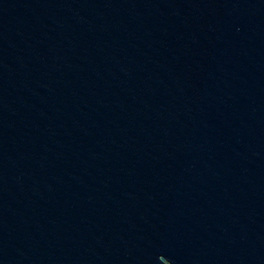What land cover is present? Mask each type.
Listing matches in <instances>:
<instances>
[{
    "label": "water",
    "instance_id": "1",
    "mask_svg": "<svg viewBox=\"0 0 264 264\" xmlns=\"http://www.w3.org/2000/svg\"><path fill=\"white\" fill-rule=\"evenodd\" d=\"M0 264H264V0H0Z\"/></svg>",
    "mask_w": 264,
    "mask_h": 264
}]
</instances>
